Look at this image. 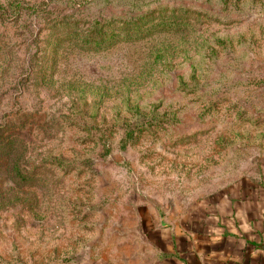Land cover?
Wrapping results in <instances>:
<instances>
[{
    "label": "rangeland",
    "instance_id": "rangeland-1",
    "mask_svg": "<svg viewBox=\"0 0 264 264\" xmlns=\"http://www.w3.org/2000/svg\"><path fill=\"white\" fill-rule=\"evenodd\" d=\"M24 1L51 13L0 18V124L17 144L0 157V264H137L160 213L260 169L264 0ZM96 19L123 42L69 52ZM60 39L55 77L28 80L27 54L49 67ZM21 159L27 182L8 175Z\"/></svg>",
    "mask_w": 264,
    "mask_h": 264
},
{
    "label": "crops",
    "instance_id": "crops-1",
    "mask_svg": "<svg viewBox=\"0 0 264 264\" xmlns=\"http://www.w3.org/2000/svg\"><path fill=\"white\" fill-rule=\"evenodd\" d=\"M164 217L137 264H264V163L176 219Z\"/></svg>",
    "mask_w": 264,
    "mask_h": 264
},
{
    "label": "trees",
    "instance_id": "trees-1",
    "mask_svg": "<svg viewBox=\"0 0 264 264\" xmlns=\"http://www.w3.org/2000/svg\"><path fill=\"white\" fill-rule=\"evenodd\" d=\"M43 2H34L29 3L25 2L24 0H6L4 2H0V18L5 19L6 21L12 22V23H19L21 20H24L27 16L32 15H38L43 13H51L49 10L48 12H45L42 7ZM122 20H117L116 22H121ZM112 23H115V20H95L93 21L94 28H90L88 31H82L79 29L73 30L69 35L72 36V38H68V35H66V38L70 40L71 44L70 47H68V51L78 54L80 52L82 47H87V50L96 52V51H113V48L117 45H120L124 40L120 37V33L122 32V27L119 25L112 26ZM108 25V28H105V26ZM22 34V44H26V37L23 36L25 34L28 35L27 30L21 33ZM61 38V37H60ZM57 40V39H56ZM68 40V41H69ZM63 39H60L56 41V45H53L51 53H52V62L49 67L44 68V62L43 57L45 55V50H38L35 49V52L28 53L25 61L23 62L24 67H26V70L22 71V67L20 70L22 72L25 71L24 74L28 75V80H35L38 75L41 76L43 79V75L46 72H49V79H52L55 77V75L58 72V69L62 67L64 56L66 55V49L63 50L64 45L61 44ZM120 43V44H119ZM81 46V47H80ZM19 46H16V43H12L11 48L12 50L18 49ZM16 49V50H17ZM36 52H40L42 54L35 55ZM118 60V59H117ZM115 64V61L113 65ZM23 67V69H24ZM20 71V72H21ZM100 76H96L98 79ZM45 80V79H44ZM10 127L4 123L0 124V157L4 155H11L13 154L15 148L17 147V144L15 142V139L12 134L4 135V133L9 132ZM4 132V133H3ZM12 133V132H9ZM132 135L130 134L129 137ZM98 140H102L101 137H98ZM103 145V148L108 152V147L103 143H101V146ZM24 147V145H23ZM105 151V152H106ZM15 153V152H14ZM27 160L21 159L15 161L12 166L10 167V170H8V175L11 180H19L20 182H27L28 180H31L32 177L30 176V173H28L25 166L27 165ZM25 185V184H24ZM26 186V185H25Z\"/></svg>",
    "mask_w": 264,
    "mask_h": 264
}]
</instances>
